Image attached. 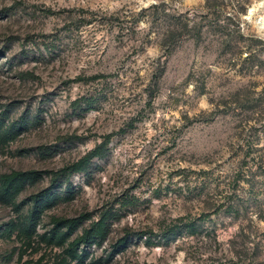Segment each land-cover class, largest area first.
Returning <instances> with one entry per match:
<instances>
[{
    "label": "rangeland",
    "instance_id": "rangeland-1",
    "mask_svg": "<svg viewBox=\"0 0 264 264\" xmlns=\"http://www.w3.org/2000/svg\"><path fill=\"white\" fill-rule=\"evenodd\" d=\"M12 171L0 264H264V0H0Z\"/></svg>",
    "mask_w": 264,
    "mask_h": 264
},
{
    "label": "trees",
    "instance_id": "trees-1",
    "mask_svg": "<svg viewBox=\"0 0 264 264\" xmlns=\"http://www.w3.org/2000/svg\"><path fill=\"white\" fill-rule=\"evenodd\" d=\"M208 9H211L210 7H207ZM86 160L82 159L75 164L71 166L72 170H78L84 167ZM28 172H19V171H12L8 174L3 175L2 182H1V188H0V198L8 203L12 202L13 197L21 190L23 184L25 181H27ZM40 197L37 195L34 196L33 199V206L30 214L28 217H25L24 220L20 221L18 223V230L21 234L24 235H31L35 231L36 226V220L37 215L39 212L42 211L44 204V198L42 197V193L39 194ZM75 220L71 219L69 221L70 228H72ZM104 220L100 219L97 221L93 227L92 230H87L81 237H79L77 240L72 242L69 245V258L70 260L76 261V264H79L81 262L82 254L78 252V247L82 243H88L90 241H93L96 238L103 239L105 237L104 233ZM51 238H56V233H52ZM57 241H60V238H56ZM62 264H66L65 261L62 262Z\"/></svg>",
    "mask_w": 264,
    "mask_h": 264
}]
</instances>
